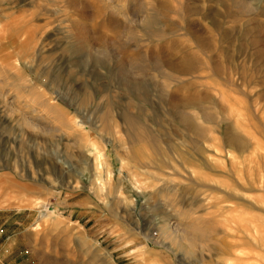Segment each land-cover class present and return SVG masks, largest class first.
<instances>
[{"label": "rangeland", "instance_id": "rangeland-1", "mask_svg": "<svg viewBox=\"0 0 264 264\" xmlns=\"http://www.w3.org/2000/svg\"><path fill=\"white\" fill-rule=\"evenodd\" d=\"M0 209V264H264V0H0Z\"/></svg>", "mask_w": 264, "mask_h": 264}, {"label": "bare ground", "instance_id": "bare-ground-1", "mask_svg": "<svg viewBox=\"0 0 264 264\" xmlns=\"http://www.w3.org/2000/svg\"><path fill=\"white\" fill-rule=\"evenodd\" d=\"M200 39V38H199ZM202 40H204L203 38H202ZM255 42V41H254ZM200 43V42H199ZM205 43H207V42H205ZM252 43V42H251ZM204 46V45H203ZM185 62V61H184ZM179 64V63H178ZM186 67H188V63H187V65H186ZM180 72V71H179ZM132 89V88H131ZM134 90V89H133ZM191 99V98H190ZM188 118V117H187ZM183 121L185 122V123H187V119L186 118H183ZM188 131H189V129H188ZM233 141H235L236 142V138H231ZM100 185H102L101 183H99ZM166 230H168V232L170 231L168 228L166 229ZM188 233H186L185 231H183V234H181V235H183V236H181L182 237V239H183V237L184 238H187L186 236H188L187 235ZM195 240V239H194Z\"/></svg>", "mask_w": 264, "mask_h": 264}, {"label": "crops", "instance_id": "crops-1", "mask_svg": "<svg viewBox=\"0 0 264 264\" xmlns=\"http://www.w3.org/2000/svg\"><path fill=\"white\" fill-rule=\"evenodd\" d=\"M3 211H5V210L0 209V213L3 212ZM17 212H18V211H17ZM27 217H28V216H27ZM4 223H5V222H4ZM4 223H3V221H2V218H0V226L3 225ZM14 223H15V222H14ZM15 224H20V223H19V222H16ZM8 240H9L8 238L5 239V241H8ZM1 244H2V243H1ZM10 246H11V245H10ZM10 246H9V247H10ZM7 248H8V247H7ZM9 249H10V248H9ZM5 252H6V250H5ZM0 258H1V254H0ZM0 260H1V259H0Z\"/></svg>", "mask_w": 264, "mask_h": 264}]
</instances>
